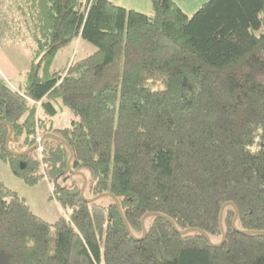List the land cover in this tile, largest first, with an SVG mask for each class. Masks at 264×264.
I'll return each mask as SVG.
<instances>
[{
  "label": "trees",
  "instance_id": "1",
  "mask_svg": "<svg viewBox=\"0 0 264 264\" xmlns=\"http://www.w3.org/2000/svg\"><path fill=\"white\" fill-rule=\"evenodd\" d=\"M149 1L16 5L34 50L23 88L0 74V161L63 214L0 181V264H264V0Z\"/></svg>",
  "mask_w": 264,
  "mask_h": 264
},
{
  "label": "rangeland",
  "instance_id": "2",
  "mask_svg": "<svg viewBox=\"0 0 264 264\" xmlns=\"http://www.w3.org/2000/svg\"><path fill=\"white\" fill-rule=\"evenodd\" d=\"M20 3L23 4L24 0H0V74L10 85L23 88L30 70L34 45L16 12V5ZM86 46H88L86 42L76 41L75 45L60 52L54 60L53 69L61 72L73 59L86 57L88 54L85 52ZM89 46L94 52V47ZM148 87L153 90L162 88L158 82L148 83ZM58 112L53 119V127L59 129L68 127L70 121L74 119L71 111L61 107ZM37 154L41 155L38 151ZM0 181L23 199L30 211L43 221L52 224L63 214L60 206L52 198L51 187L45 179L28 185L12 174L8 164L0 161Z\"/></svg>",
  "mask_w": 264,
  "mask_h": 264
},
{
  "label": "crops",
  "instance_id": "3",
  "mask_svg": "<svg viewBox=\"0 0 264 264\" xmlns=\"http://www.w3.org/2000/svg\"><path fill=\"white\" fill-rule=\"evenodd\" d=\"M107 1L126 11H135L145 15H148L151 12V4L149 0H107ZM173 1L185 15L190 16L194 14L204 3H206L209 0H173ZM79 42H81V40ZM87 45L88 46H86L87 48H85L86 50L85 52L90 54L92 52V48H90L89 44Z\"/></svg>",
  "mask_w": 264,
  "mask_h": 264
},
{
  "label": "water",
  "instance_id": "4",
  "mask_svg": "<svg viewBox=\"0 0 264 264\" xmlns=\"http://www.w3.org/2000/svg\"><path fill=\"white\" fill-rule=\"evenodd\" d=\"M9 137V136H8ZM35 149V148H34ZM70 161V160H69ZM69 161H68V166H69ZM85 179H84V184H85ZM83 196V188L81 189V197ZM83 198V197H82ZM118 206V205H117ZM143 220L144 219H142V221H141V223L143 222ZM219 222H221V214H220V216H219ZM233 225H234V222H233ZM125 226L127 227V224L125 223ZM128 228V227H127ZM220 229L222 230V228H221V226H220ZM188 231H185V232H182V234H184V233H187ZM144 236H145V231H144V229H143V236L141 237V238H139V239H136V240H141V239H143L144 238ZM205 237H206V235H205ZM207 238V237H206ZM208 240V239H207ZM223 241H224V237L222 238V241L218 244V246L219 245H221L222 243H223Z\"/></svg>",
  "mask_w": 264,
  "mask_h": 264
},
{
  "label": "built area",
  "instance_id": "5",
  "mask_svg": "<svg viewBox=\"0 0 264 264\" xmlns=\"http://www.w3.org/2000/svg\"><path fill=\"white\" fill-rule=\"evenodd\" d=\"M36 106H37V109L39 108V106H40V103H36ZM36 146H37V151L41 154L42 153V147H41V145H40V143H41V139H40V137L39 136H37L36 137Z\"/></svg>",
  "mask_w": 264,
  "mask_h": 264
},
{
  "label": "bare ground",
  "instance_id": "6",
  "mask_svg": "<svg viewBox=\"0 0 264 264\" xmlns=\"http://www.w3.org/2000/svg\"><path fill=\"white\" fill-rule=\"evenodd\" d=\"M38 103H41V102H38Z\"/></svg>",
  "mask_w": 264,
  "mask_h": 264
}]
</instances>
